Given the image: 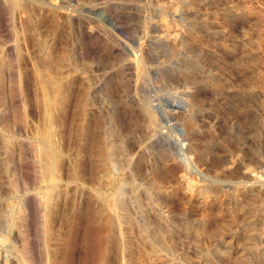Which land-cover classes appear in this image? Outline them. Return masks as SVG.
<instances>
[{"label": "rangeland", "instance_id": "1", "mask_svg": "<svg viewBox=\"0 0 264 264\" xmlns=\"http://www.w3.org/2000/svg\"><path fill=\"white\" fill-rule=\"evenodd\" d=\"M0 264H264V0H0Z\"/></svg>", "mask_w": 264, "mask_h": 264}, {"label": "bare ground", "instance_id": "2", "mask_svg": "<svg viewBox=\"0 0 264 264\" xmlns=\"http://www.w3.org/2000/svg\"><path fill=\"white\" fill-rule=\"evenodd\" d=\"M44 153V152H43ZM51 153L50 152H46V154H45V156L44 157H46V159L49 161L50 160V156H52V155H50ZM46 159H44V161H46ZM48 167H46V168H44L43 169V172H42V175H43V177L44 178H48V176H49V171H48V169H47ZM45 179V180H46ZM157 236V235H156Z\"/></svg>", "mask_w": 264, "mask_h": 264}]
</instances>
